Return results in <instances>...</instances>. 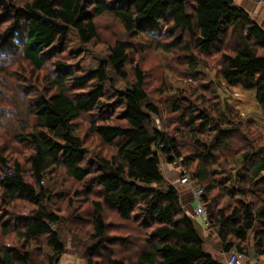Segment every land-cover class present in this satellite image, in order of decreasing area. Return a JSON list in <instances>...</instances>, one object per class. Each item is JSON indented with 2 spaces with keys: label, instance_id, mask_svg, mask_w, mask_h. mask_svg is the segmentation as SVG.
Listing matches in <instances>:
<instances>
[{
  "label": "trees",
  "instance_id": "trees-1",
  "mask_svg": "<svg viewBox=\"0 0 264 264\" xmlns=\"http://www.w3.org/2000/svg\"><path fill=\"white\" fill-rule=\"evenodd\" d=\"M7 4L0 0V11L9 20L0 29V57L15 54L40 70L46 54L63 46L68 31L83 44L92 41L96 36L93 18L103 13L117 19L126 33L145 34L153 41L158 39L157 28L165 23L166 29L186 33L198 53L215 51L219 56L217 74L225 87L239 86L251 92L255 103L264 109V29L235 0H24L16 6ZM183 43L181 35L174 47ZM171 46L157 43L166 52ZM184 51L196 63L186 46ZM132 63L126 44L116 41L93 69H72V64L56 61L53 75H45L47 93L32 99L28 109L34 120L32 129L14 135L17 142L31 149L25 158L27 170L0 153V230L3 236L13 235L10 244L0 246V264H59L66 255L60 230L67 218L58 215L63 209L51 207L53 199L63 196L51 197L45 184L59 169L82 185L73 196L92 205L90 232L83 243L94 244L84 250V264H124L112 253L101 252L112 240L126 251L134 249L136 257L131 264H223L205 251L204 238L187 206L193 202L190 191L178 190L161 171L160 156H169V162L181 158L180 143L155 127L154 118H161V110L149 97L138 64L133 65L132 79L127 81V66ZM119 81H124L126 88H117ZM182 102L176 99L171 103V112L181 109L179 123L187 126L188 132L212 135L217 140L212 145L211 136L200 144L192 135L200 151L184 157L187 165L195 162L189 174L203 190L201 200L210 199L212 205L219 197L227 200L212 207L206 231L216 232L224 253L234 250L239 257L252 232L255 254L264 256V151L248 148L237 157L234 170L221 167L215 176L218 169L211 167L216 164L214 150L226 135L238 130L235 123L230 124L232 119L225 117L235 114L234 109L227 103V112L211 108L218 113L215 118L209 116L211 106L205 98L198 101L204 105L200 109L184 107ZM83 118L88 133L101 147L89 160L74 123ZM103 146L112 153L104 155ZM90 194L97 199L90 202ZM15 199L33 207L26 224L11 229L4 219L15 214L17 207H10ZM67 201L71 204V199ZM104 207L114 210L123 226L131 225L127 234L107 235ZM72 217L80 220L77 215Z\"/></svg>",
  "mask_w": 264,
  "mask_h": 264
},
{
  "label": "rangeland",
  "instance_id": "rangeland-1",
  "mask_svg": "<svg viewBox=\"0 0 264 264\" xmlns=\"http://www.w3.org/2000/svg\"><path fill=\"white\" fill-rule=\"evenodd\" d=\"M7 5H20L24 0H6ZM252 1V0H251ZM253 2V1H252ZM0 11V29L2 30L9 22ZM96 25V36L92 41L83 44L77 39L72 31H68L65 42L60 49L52 50L46 54V61L40 70H35L30 64L24 62L17 55H8L0 57V153H2L9 161L17 160L22 164V168H28L26 157L31 152L30 147L23 143L17 142L14 135H19L24 131L32 129L34 123L33 117L28 114L30 101L36 98L41 93H47L45 87V75L52 76L54 71V62L61 61L72 64V69L76 66L82 68L83 71L95 68V66L107 56L108 47L112 46L116 41H122L128 47V53L132 64L127 66L129 79L131 80L132 68L134 64H138L143 70L145 77V89L151 99H154L160 107L161 118L155 117L154 124L158 130H164L168 134L177 138L180 143L181 158L169 162V156L161 155V171L169 183H175L176 188L182 192L201 187L194 184V179L190 177L194 169L195 162L185 164L184 157L199 153L200 148L195 147L192 135L201 140V143H206L210 136L207 134L200 136L198 132H188L187 126L179 123L178 113L171 112V103L177 100H184V107L192 106L194 109L203 108L204 105L198 101L200 98L207 99L209 116L218 117V113L227 112L224 104L231 105L234 109L233 113L225 117L231 118L230 124L235 123L237 131L230 132L225 136L226 139L219 143L215 148L216 164L211 167L218 169L215 176H219L220 171L234 170L233 167L238 166V156L247 151L248 148H254V152L264 151V109L255 103L252 93L243 91L239 86L226 88L223 81L218 76L219 60L218 54L215 51L207 54H200L193 49L190 39L186 33L180 31L174 32L166 29L165 23H162L156 33L158 39L153 41L151 37L145 34L126 33L120 22L112 15L103 13L96 15L93 18ZM182 35L183 44L174 47L177 37ZM157 43L170 44V51H165L157 47ZM185 46L189 49L187 52H192L196 57V63H192L186 55ZM18 53V52H17ZM45 81V82H44ZM117 88L123 90L126 88L124 81H119ZM193 90L196 94H193ZM183 107V108H184ZM216 108L214 113L211 108ZM219 107V108H218ZM222 110H221V109ZM224 109V110H223ZM77 133L82 137L84 147L88 151L86 160L95 158L97 152H101L100 143L97 139L88 133L87 121L85 118L76 122ZM181 124V125H180ZM215 136L211 137V144L214 145ZM103 154L109 155L112 149L103 146ZM174 157V156H172ZM184 163V164H182ZM185 168L189 175V182L181 184L178 182V176H174L179 170ZM222 167V169H221ZM170 169V172H169ZM27 180H31L29 174L25 172ZM50 180H45V184L49 186L51 197L63 196L61 200L53 199L51 207H56L59 210L63 209L58 215H64L65 220L61 225V235L64 237L65 250L64 254L77 258L79 262H83L82 256L84 250L90 248L94 244L93 241H87L84 245L83 241L88 237L90 229V213L92 211L91 203L80 196H73V191L81 189L82 185L72 181L64 174L62 169L52 172ZM174 176V178L172 177ZM214 176V177H215ZM214 193V194H213ZM215 197V192H212ZM59 197V198H60ZM90 202L96 200L93 194L89 195ZM71 199V204L68 203ZM191 197H189V200ZM209 199V198H208ZM217 201V200H216ZM185 202V200H183ZM225 198L219 197L215 202L216 206L226 203ZM207 213H211L212 207L210 199L204 201ZM194 204V203H193ZM10 207H17L15 214L8 216L4 222L9 228H21L26 224L29 216L31 204L15 199L11 202ZM64 207H69L64 210ZM77 215L79 221H74ZM103 217L109 224L107 235L124 236L129 232L131 225L123 226V222L118 218L114 210L104 207ZM194 222L199 230H203V224L197 217H194ZM206 230V228H205ZM87 232V233H86ZM210 232L209 236L204 238L206 249L213 250L216 258H222L223 264H227V257L230 253H235L234 250L224 253L221 250V244L217 238L216 232ZM248 239L245 241V251L240 256L242 264H264V256L255 254L252 239L253 233L250 232ZM13 235L3 236L0 230V246H7L12 242ZM112 238H110L111 240ZM120 246L114 240L106 243L102 248V253H112L116 258L121 259L124 264H131L135 259L134 249ZM100 256L101 258H103ZM237 254V253H235ZM222 255V256H221ZM238 255V254H237ZM239 256V255H238ZM134 259V260H133ZM84 263V262H83Z\"/></svg>",
  "mask_w": 264,
  "mask_h": 264
},
{
  "label": "built area",
  "instance_id": "built-area-1",
  "mask_svg": "<svg viewBox=\"0 0 264 264\" xmlns=\"http://www.w3.org/2000/svg\"><path fill=\"white\" fill-rule=\"evenodd\" d=\"M257 6H260L264 10V0H252ZM175 161V160H174ZM179 175L178 182L181 184H185L189 182V175L187 174L184 167H182L179 172H177V176ZM192 203H189L188 209L190 210L189 213L193 217H197L199 221L204 225L203 227H209V214L206 211V206L204 201L201 200V195L203 193L202 188L197 187L195 189L189 190ZM185 203V202H184ZM194 203V204H193ZM227 264H242V259L235 253H230L227 257Z\"/></svg>",
  "mask_w": 264,
  "mask_h": 264
},
{
  "label": "crops",
  "instance_id": "crops-1",
  "mask_svg": "<svg viewBox=\"0 0 264 264\" xmlns=\"http://www.w3.org/2000/svg\"><path fill=\"white\" fill-rule=\"evenodd\" d=\"M236 3L240 6H242L243 8L246 9V11L250 14V17L256 22L258 23V25L264 29V11L257 7L251 0H235ZM201 232V236L203 238L209 236L210 232H207L206 230H200ZM205 251H207V253L211 254L212 257L214 259H216L218 262L222 263L223 261L222 258H216V256H214L213 254V250H209L205 248ZM222 256V255H221ZM224 263V262H223ZM59 264H84L83 262H79L77 260V258L68 256L67 254L63 256V258L61 259V261L59 262Z\"/></svg>",
  "mask_w": 264,
  "mask_h": 264
}]
</instances>
